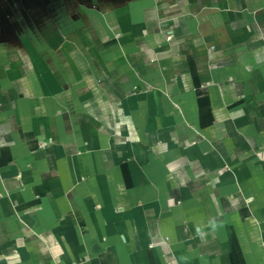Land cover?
<instances>
[{
  "label": "crops",
  "instance_id": "1",
  "mask_svg": "<svg viewBox=\"0 0 264 264\" xmlns=\"http://www.w3.org/2000/svg\"><path fill=\"white\" fill-rule=\"evenodd\" d=\"M0 264H264V0H0Z\"/></svg>",
  "mask_w": 264,
  "mask_h": 264
},
{
  "label": "built area",
  "instance_id": "2",
  "mask_svg": "<svg viewBox=\"0 0 264 264\" xmlns=\"http://www.w3.org/2000/svg\"><path fill=\"white\" fill-rule=\"evenodd\" d=\"M166 39L170 40L171 39V35H167Z\"/></svg>",
  "mask_w": 264,
  "mask_h": 264
},
{
  "label": "clouds",
  "instance_id": "3",
  "mask_svg": "<svg viewBox=\"0 0 264 264\" xmlns=\"http://www.w3.org/2000/svg\"><path fill=\"white\" fill-rule=\"evenodd\" d=\"M212 227H213V228H215V227H216V225H215V224H213V225H212Z\"/></svg>",
  "mask_w": 264,
  "mask_h": 264
}]
</instances>
